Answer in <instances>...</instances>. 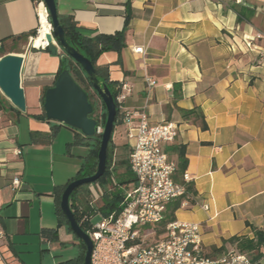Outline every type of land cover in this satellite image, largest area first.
Wrapping results in <instances>:
<instances>
[{
    "label": "crops",
    "instance_id": "1",
    "mask_svg": "<svg viewBox=\"0 0 264 264\" xmlns=\"http://www.w3.org/2000/svg\"><path fill=\"white\" fill-rule=\"evenodd\" d=\"M56 7L60 17L95 33L126 25L121 51L96 59L114 88L126 82L131 89L111 136L114 191L131 187L133 179L123 114L145 111L153 123L178 127L165 149L177 165L176 148L184 147V172L195 192L181 201L175 220L201 224L205 252L217 258L236 248L231 237L264 233V62L243 42V36H264V0H56ZM36 25L34 0H0V57H23L26 103L19 112L0 91V264H27L23 253L36 236L51 251L61 252L68 240L81 253L66 226L57 227L56 191L76 176L88 147L75 143L80 136L74 130L33 117L42 113L41 96L60 65L59 53L28 47ZM138 47L142 52L134 51ZM191 109L194 115L183 116ZM14 175L18 188L10 185ZM53 229L51 240L44 233ZM223 245L221 253L213 250ZM256 264H264V254Z\"/></svg>",
    "mask_w": 264,
    "mask_h": 264
},
{
    "label": "built area",
    "instance_id": "2",
    "mask_svg": "<svg viewBox=\"0 0 264 264\" xmlns=\"http://www.w3.org/2000/svg\"><path fill=\"white\" fill-rule=\"evenodd\" d=\"M37 25L29 39L30 49L45 50L51 44L62 51L52 35V24L48 9L43 0H34ZM46 28L47 37L40 44L35 40L41 30ZM261 40L262 44L256 41ZM245 47L254 51L259 61L264 62V36L256 33L243 36ZM135 52H142L138 47ZM149 86L156 81L147 79ZM115 101L118 108L130 93L126 82L116 88ZM122 121L127 127L129 141L128 166L134 181L129 188H119L114 178L108 191L93 182L88 184L87 198L82 203L77 196L70 207L79 219L78 224L92 241L90 264H251V259L233 247L222 256H207L202 243L200 223L172 220L165 222L167 205L179 198L189 196L185 186L175 181L177 165L165 147L172 143L178 127L172 121L153 123L145 111H126ZM97 132L101 127L97 126ZM15 155L21 149H13ZM182 181L189 182L187 173H182ZM20 177L14 175L10 180L12 188H18ZM105 198L115 199L116 207L104 210ZM202 207L208 210V205ZM98 217L99 220L94 222ZM4 237L0 229V239Z\"/></svg>",
    "mask_w": 264,
    "mask_h": 264
},
{
    "label": "water",
    "instance_id": "3",
    "mask_svg": "<svg viewBox=\"0 0 264 264\" xmlns=\"http://www.w3.org/2000/svg\"><path fill=\"white\" fill-rule=\"evenodd\" d=\"M52 24V35L60 50L77 63L91 84L95 93L102 100L106 119L101 130V139L97 154L95 172L86 177L70 181L60 197V210L66 218L71 233L85 245L83 264H90L92 241L78 224L70 207V195L79 186L97 181L105 172L107 164V147L114 129L116 116V103L107 85L101 82L91 62L65 39L60 25L55 0H43ZM50 40V37H47ZM49 49L57 53V47L51 44ZM23 57L21 55L7 54L0 57V91L9 100L11 105L19 112L26 111L24 91L21 86V68ZM42 111L49 121L57 122L84 137H93L97 132V122L90 117L92 105L87 93L73 80L70 73L64 69L56 77L53 85L44 92Z\"/></svg>",
    "mask_w": 264,
    "mask_h": 264
},
{
    "label": "trees",
    "instance_id": "4",
    "mask_svg": "<svg viewBox=\"0 0 264 264\" xmlns=\"http://www.w3.org/2000/svg\"><path fill=\"white\" fill-rule=\"evenodd\" d=\"M237 16H238V19H240V16H241L240 11H237ZM58 18H59L60 25L63 29L66 41L71 46L77 48L91 62V64L95 68V71L98 75L99 80L107 85V87L110 89L112 96L115 100L117 90L113 87V83L109 80L107 71L105 69H101L96 66V59L98 58L100 54L106 51H116L117 53L121 51V49L125 46L124 38H125L126 25L120 31H117L113 34H102V33H95V31L93 30L85 29L83 27L77 26L72 18H64V17H60L59 15H58ZM48 50L53 54H57L52 49H48ZM59 55H60V65H59V69L57 71L56 77L64 69H66L70 73L73 80L87 93L88 99L92 105V112L90 114V117L96 120L97 126H100L102 130V127L106 119V110H105V106L102 100L93 90L91 84L86 78L81 67L77 63H75L64 52H62ZM90 91L93 92V94L99 99L101 103L102 110L98 116H95V104L93 103L91 99ZM43 102H44V93L41 96V106L43 105ZM195 113H196V109L185 110L183 111V116L189 117L191 115H194ZM33 117L37 119L48 120L43 111L41 114L34 115ZM202 119H203V115H202ZM119 121H120V112H119L118 105L116 103V116L114 120V126H116L119 123ZM201 127L202 128L206 127L204 120H202ZM75 132L80 136V139H76L75 143H82L85 146H87L88 153L84 159V162L81 164L76 176L70 179L65 185L58 187L56 191L57 227L61 225H65L69 232H71L69 228V224L66 218L64 217V215L62 214L60 210V206H59L61 193L70 181L77 179V178L90 176L95 172L96 165H97V154H98L100 139H101V132L89 138L82 136L77 131ZM176 151L178 155V158H177L178 162H177V170L175 174V181L183 184L185 186L187 193L194 194L195 191H194L193 185L190 182H184L182 180H179L181 173L184 172L187 166V159L185 157L184 147L179 146L176 148ZM110 154H111V138L109 140L108 147H107L106 170L104 174L97 181H95L102 186L104 191H108V184L111 182L110 181V176H111V171H110L111 155ZM131 181L133 182L134 178ZM87 186L88 184L79 186L71 193L70 195L71 206H72V201L76 200L79 194V190ZM86 191L85 193H87ZM183 199H184L183 197L179 198L167 205L165 222H169L175 219V215H174L175 211L180 207L181 201ZM115 207H116L115 199L109 200L108 198H105L104 210L110 211L114 209ZM74 216L76 220L79 221L75 213H74ZM81 228H83L82 225H81ZM44 234L47 238L51 240L56 238L55 229L51 231H46ZM77 240L79 241L81 253L75 258L59 262L58 264H83L85 245L79 239ZM228 242L231 244H235L236 248L241 252L246 251V252L251 253L253 251H257V253L251 257V264H256L258 259L264 254V251L263 252L259 251L260 247L263 246L264 244V233L260 230L254 229V237L252 239H249L243 236L242 237L233 236L228 240ZM213 250L221 253L224 250V245L219 248H214ZM205 254L207 256H210V253L205 252Z\"/></svg>",
    "mask_w": 264,
    "mask_h": 264
},
{
    "label": "rangeland",
    "instance_id": "5",
    "mask_svg": "<svg viewBox=\"0 0 264 264\" xmlns=\"http://www.w3.org/2000/svg\"><path fill=\"white\" fill-rule=\"evenodd\" d=\"M90 96L93 103L95 104V116H98L102 110L101 103L99 99L93 94L92 91H90ZM85 191H86V187H83L79 190L78 197L82 203L84 202L85 198H87ZM98 220L99 218L96 217L94 219V222ZM66 242H68V240L67 241L64 240L62 244L60 243L62 249L61 252L60 251L55 252V251H51L50 248L47 247L48 245H46V242H42L40 238L36 236V240L29 242L28 251L23 253L25 255V259L28 260L27 264H55L56 261L61 258L76 257L79 254L78 249L75 246L68 244ZM42 250L44 251L42 252ZM243 252L249 258L253 256L250 252H246V251Z\"/></svg>",
    "mask_w": 264,
    "mask_h": 264
},
{
    "label": "bare ground",
    "instance_id": "6",
    "mask_svg": "<svg viewBox=\"0 0 264 264\" xmlns=\"http://www.w3.org/2000/svg\"><path fill=\"white\" fill-rule=\"evenodd\" d=\"M46 28H43L42 30H41V33H40V36L38 37V38H36V40H35V44L36 45H39L40 44V41H41V39H42V37H47L48 35H47V33L48 32H46Z\"/></svg>",
    "mask_w": 264,
    "mask_h": 264
}]
</instances>
